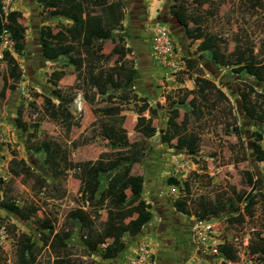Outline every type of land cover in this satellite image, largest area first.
Wrapping results in <instances>:
<instances>
[{"label": "rangeland", "instance_id": "rangeland-1", "mask_svg": "<svg viewBox=\"0 0 264 264\" xmlns=\"http://www.w3.org/2000/svg\"><path fill=\"white\" fill-rule=\"evenodd\" d=\"M0 2L5 11H19L26 27L22 55L12 52L11 42L4 45L0 40V52L3 48L9 49L21 71L18 81L13 83L6 79L5 85L13 83L15 87L8 85V88H3L0 98V178L3 180L0 183V198L1 189L5 187L6 199L15 200L18 206L36 208L29 218L18 220L0 207V264H18L16 255L19 248L24 249L25 256H30L31 264H52L53 259L61 257L67 264H126L139 242L134 244L133 241L124 246L114 258L103 259L99 253H90L82 248L78 225L70 223L66 213L69 209L81 207L94 226L102 231L106 222L105 208L98 207L93 199L104 186L110 171L81 177L76 166L78 163L114 158L120 150L137 141L139 136L133 131V124L144 125L147 111L144 109L137 113L132 107V99L120 111L124 114L120 124L98 114L94 104H101L100 96H95L97 100L94 103L86 102L81 96L84 85L79 76L76 77L77 71L69 59L74 54L71 51L66 53L63 46L56 59L46 60L41 54L42 46L52 42V39H41L39 28L48 25L53 34L57 22L68 21L49 16L48 9L35 0ZM173 2L143 0L142 7L131 14L133 18L126 17V7L123 6L121 26L105 32L101 47V52L107 54L111 47L120 44L116 36L123 37V43L131 50L124 58L128 62L130 60L135 68L128 89L137 96H145L148 104L157 108V114L152 119L156 127L154 135L142 140L144 157L132 165L134 172L143 175L141 196L151 204L154 216L161 213L158 224L163 222L159 226L168 228L173 236L171 242L175 240L173 234L176 233L172 229L182 224L188 226L189 236L184 233L181 237L183 243L176 242L178 253L175 249L169 255L173 257V264H218L222 260L220 252L223 249H229L233 255V259H226V264H263L264 252L259 250L264 248V240L259 238L264 237V159L257 161L251 150L254 138H258L257 142L264 150L263 114L249 119L240 109L236 88L241 82H246L255 90L263 91L264 81H257L243 72L233 73L228 66L214 64L209 53L197 52L195 45L202 32H207L224 42L220 47L225 53L238 42L240 47H246L256 57L264 55L258 49V44L264 40V0H201L198 5L184 0L180 11L189 27L195 23L199 26L195 36H186L175 17L168 13ZM156 24L165 26L169 31L174 59L179 66L176 70L164 65L151 48L152 28ZM87 42L84 38L69 42L81 60L85 58ZM197 54L204 58L201 61L205 68H200V73L219 85L227 101L217 100L215 93L210 94L208 100L212 105H207L208 110L203 107V114L188 121L186 130L198 137L197 151L189 154L184 149H177L174 140L165 143L159 136L160 130L165 127L168 98L188 88L184 80L190 76L182 74L187 56L196 58ZM103 65L115 71L118 62L104 59ZM59 69L63 73L58 79L50 77L53 70ZM4 75V66L0 63V89ZM173 86L178 87L174 89ZM110 92H115V89ZM77 96H80V106L75 102ZM45 97L53 102L56 115L45 110L42 102ZM135 104L138 105L139 101ZM178 106L181 112L187 109L185 105ZM16 120L25 130L17 126ZM40 141L58 144L60 148L54 154L59 164L55 177L44 164L43 152L31 145V142L37 144ZM13 156L23 159L34 175H10L8 160ZM170 176L176 178L179 193H170L166 182ZM50 184L59 186L64 195L60 197L57 191H49L47 185ZM82 187L84 192H81ZM155 192L164 199L165 209L155 207L157 199L152 197ZM247 192H254L256 198L250 215L243 211V201L232 210L221 206L227 198L234 200L237 195ZM177 197L185 198L187 215L173 210L171 202ZM89 198L91 201L88 204ZM204 207L215 209L213 213L203 212ZM199 223L211 224L210 231L203 233L201 242L193 235V228H198ZM67 227H73L67 248L41 245L40 233H54ZM178 231L183 229L178 228ZM26 237L29 242L25 241ZM122 238L124 242L129 239L126 234ZM139 239L153 250V253L150 250V264H157L153 236ZM103 246L100 244V248Z\"/></svg>", "mask_w": 264, "mask_h": 264}, {"label": "trees", "instance_id": "trees-1", "mask_svg": "<svg viewBox=\"0 0 264 264\" xmlns=\"http://www.w3.org/2000/svg\"><path fill=\"white\" fill-rule=\"evenodd\" d=\"M41 3V6L48 9L47 14L51 17H61L68 23L57 22L56 30L51 34V27L48 25L39 28V37L43 40L52 39L47 45L42 46L41 54L46 60L56 59L60 53L62 46L66 53L71 51L74 55L69 59L76 69V77L79 76L82 81L83 89L82 98L88 103H94L97 100L95 96H100L101 104H94L96 112L102 116L108 117L113 123L120 124L124 119V114L120 111L124 106L134 99L133 108L137 113L146 109L147 120L144 125L138 123L133 124V131L137 133L139 139L132 142L124 150H120L118 154L111 159L96 160L91 163H78L76 168L81 177L95 176L101 172L110 171L104 186L99 190L98 195L93 199L98 207L105 208V226L102 231L98 230L89 215L76 207L69 209L66 218L70 223H77L78 237L82 248L90 253H99L103 259H111L124 248L125 242L123 235L132 236L138 233L144 223L152 216L150 208L151 204L144 200L141 196L143 187V175L133 171V162H137L144 157V138H150L154 135L155 125L152 119L157 114V108L148 104L145 96H137L130 93L128 85L133 80L135 68L129 60L124 58L129 53L130 47L123 43L121 35L116 36V40L120 44L110 48L107 54L101 52L102 41L105 32L121 26L123 18V4L121 0H35ZM169 6L168 13L176 17V21L182 26L183 33L186 36H195L199 26L195 23L188 26L184 15L180 11L184 0H173ZM196 5L201 0H191ZM204 1V0H202ZM93 9V11L89 10ZM5 30L8 39L11 42V50L17 55H22L25 46V30L21 13L15 9L5 11L0 2V32ZM86 39L84 56L82 60L75 54V50L70 44L73 40ZM70 42V43H69ZM224 42L213 34L202 32L201 39L196 44L197 51H206L209 53L211 60L218 66H228L233 73H246L257 81H264V55L256 57L249 49L235 42L229 52H223L220 45ZM258 49L264 52V40L258 44ZM109 59L112 62L117 61L118 65L115 71L112 68L103 65V60ZM0 63L4 66V77L0 89V98L3 94V88H14V82L21 77V71L17 62L11 57L10 51L3 48L0 52ZM193 59H187L186 65L191 67ZM62 70H53L50 77L58 79L62 74ZM6 79H10L13 83L5 85ZM193 87L184 89L180 94L172 96L167 100V110L165 127L160 130V139L162 142L169 143L174 140L177 149H184L189 154L197 151L198 137L195 133L186 130L189 120L198 118L203 114V107L208 110L209 96L215 93L217 100L227 101L225 92L221 90L219 85L214 81L201 77L198 73L192 78ZM220 81V80H219ZM221 84V82H220ZM115 89V92H110ZM240 103L241 111L249 118L255 119L258 114L262 113V123L264 129V90L257 91L246 82H241L236 88ZM167 99V98H166ZM214 100V99H213ZM139 101V104H135ZM45 110L51 115H56L53 102L49 97L42 100ZM178 105H185L187 109L182 112ZM17 121V120H16ZM17 126L25 130L24 126L17 121ZM237 130V127H234ZM28 134L26 135V138ZM258 138L251 141V150L257 161L264 159V150L261 149ZM33 149L42 151L44 154V164L47 165L51 175L56 176L58 161L54 154L60 151L58 144L49 141H40L32 143ZM8 171L12 176H18L20 173H30L34 175L30 168L25 164L23 159L14 156L8 160ZM3 180L0 178V183ZM166 182L177 184L174 177H168ZM184 186L187 184L184 182ZM49 191H57L62 197L63 190L59 189L56 184L47 185ZM5 187L1 190L0 207L10 212L18 220L29 218L36 208L32 206H18L13 199H6ZM81 188V192H84ZM91 198L88 199V204ZM184 199L175 198L171 205L173 210L187 215V209L184 207ZM243 201L242 209L248 215L251 214L252 206L256 202L255 193L247 192L239 194L234 200L227 198L221 206L235 209L238 202ZM92 205V204H91ZM215 209V207H204L203 212ZM202 212V213H203ZM213 213V212H212ZM207 214V213H206ZM73 227H67L65 230L56 231L54 233H40L41 245L62 249L67 248V240L70 238ZM259 239L264 240V237ZM29 242L28 237L25 238ZM100 244H104L100 248ZM28 243H26L27 247ZM100 250V252H99ZM262 253L264 248H260ZM222 260L218 264H226V259H233V255L229 249H223L220 252ZM16 258L18 264H31L30 256H25L24 249L17 250ZM52 264H67L65 258H55ZM264 264V258H263Z\"/></svg>", "mask_w": 264, "mask_h": 264}, {"label": "crops", "instance_id": "crops-1", "mask_svg": "<svg viewBox=\"0 0 264 264\" xmlns=\"http://www.w3.org/2000/svg\"><path fill=\"white\" fill-rule=\"evenodd\" d=\"M126 0H121L122 4L124 7H126V17H130V18H133V16L131 14H135V11H131L132 8L131 7H127L125 4ZM142 2L143 0H139V7L141 8L142 7ZM138 8L136 9V12H137ZM123 19V18H122ZM200 40V39H199ZM196 46V45H195ZM196 49V48H195ZM199 53H203V52H206V51H197ZM187 59H193V63H192V66L191 67H188L187 65H184V73L182 74H185L186 76H190L189 79H185L184 82H187L185 83V86L187 85L188 88L186 89H191L193 87V80L192 78L198 73V75H200L201 77H204V78H207L205 75L201 74L200 73V68H205V66L203 65V61H204V58L202 55L200 54H197V57L195 58V56H187ZM201 59L203 61H201ZM194 71V72H193ZM209 80H212L214 81L213 79L211 78H207ZM192 86H189L191 85ZM174 89H176V87L178 86H173ZM152 197H156L157 200H155V207H159L160 209L161 208H164L166 207V203L164 201L163 198H160L159 195L157 194V192L153 193L152 194ZM165 205V207H164ZM154 207V208H155ZM151 211V210H150ZM162 211V210H160ZM156 211L154 210V213ZM159 212V210H158ZM151 214L152 216L150 217V219L144 223L142 225V227L140 228V230L138 231V233H136L135 235H132V236H128V240L125 241V246H128L129 244H131L133 241H135L134 244H136L137 242L139 243H142V244H145L149 250L150 249V246L147 244V243H143L140 242V239L139 238H142L143 236H147V235H152L153 238L155 239V245H156V250H155V253L154 255L157 257L158 259V263L157 264H173L172 260H173V257L172 256H169L173 253V250H177L178 249V246H176V242H180L181 241V244L183 243V237L184 236V233L185 235L189 236V232H188V226H184V224L178 226V227H175L174 229H172L173 231H175L176 233L173 234L174 237H175V240L173 242H171L172 240V234L169 232L168 228L167 227H161L159 225H162L163 222H160L158 224V217H160L161 213H155L156 215L154 216L153 215V212L151 211ZM160 214V215H159ZM162 223V224H161ZM183 226V227H182ZM162 228H164L162 231H160ZM178 228L179 230L183 229V231H178ZM187 236H185V238H188ZM180 244V246L182 247V245ZM136 245H134L135 247ZM176 246V247H175ZM133 247V248H134ZM179 248V249H182V248ZM151 252L153 253V250H151ZM177 253H178V250H177ZM168 254V256H167Z\"/></svg>", "mask_w": 264, "mask_h": 264}, {"label": "built area", "instance_id": "built-area-1", "mask_svg": "<svg viewBox=\"0 0 264 264\" xmlns=\"http://www.w3.org/2000/svg\"><path fill=\"white\" fill-rule=\"evenodd\" d=\"M9 0H7L8 2ZM5 2V1H4ZM0 40L4 45L10 44L7 32L3 30L0 32ZM151 48L153 52L160 58V61L170 66L174 70L178 69V61H175V53L173 51V44L167 28L163 25L156 24L152 28ZM75 102L80 106V96H77ZM170 193H179L178 186L172 184L169 186ZM197 226V225H195ZM197 229V230H196ZM211 224L199 223V227H194L193 235L197 240H203V233L210 231ZM151 252L145 244L140 243L137 245L135 252L127 259L126 264H150Z\"/></svg>", "mask_w": 264, "mask_h": 264}, {"label": "flooded vegetation", "instance_id": "flooded-vegetation-1", "mask_svg": "<svg viewBox=\"0 0 264 264\" xmlns=\"http://www.w3.org/2000/svg\"><path fill=\"white\" fill-rule=\"evenodd\" d=\"M126 2V6L127 7H131L132 8V10L131 11H136V9L138 8H140L139 7V0H126L125 1ZM161 16V15H160ZM176 212V211H175Z\"/></svg>", "mask_w": 264, "mask_h": 264}, {"label": "water", "instance_id": "water-1", "mask_svg": "<svg viewBox=\"0 0 264 264\" xmlns=\"http://www.w3.org/2000/svg\"><path fill=\"white\" fill-rule=\"evenodd\" d=\"M175 19H176V17H175ZM153 22H155V21L153 20Z\"/></svg>", "mask_w": 264, "mask_h": 264}, {"label": "clouds", "instance_id": "clouds-1", "mask_svg": "<svg viewBox=\"0 0 264 264\" xmlns=\"http://www.w3.org/2000/svg\"><path fill=\"white\" fill-rule=\"evenodd\" d=\"M172 185V184H171ZM175 185H177V184H175ZM170 186V185H169Z\"/></svg>", "mask_w": 264, "mask_h": 264}]
</instances>
